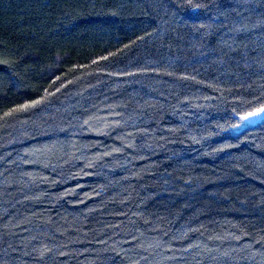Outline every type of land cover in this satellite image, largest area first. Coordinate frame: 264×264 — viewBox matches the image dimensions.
Instances as JSON below:
<instances>
[{
	"label": "trees",
	"instance_id": "16d2710c",
	"mask_svg": "<svg viewBox=\"0 0 264 264\" xmlns=\"http://www.w3.org/2000/svg\"><path fill=\"white\" fill-rule=\"evenodd\" d=\"M264 0H0V264H264Z\"/></svg>",
	"mask_w": 264,
	"mask_h": 264
},
{
	"label": "water",
	"instance_id": "95a60500",
	"mask_svg": "<svg viewBox=\"0 0 264 264\" xmlns=\"http://www.w3.org/2000/svg\"><path fill=\"white\" fill-rule=\"evenodd\" d=\"M238 123L230 128L233 133H238L246 128L253 127L264 120V108L259 107L252 111L245 112L237 116Z\"/></svg>",
	"mask_w": 264,
	"mask_h": 264
}]
</instances>
